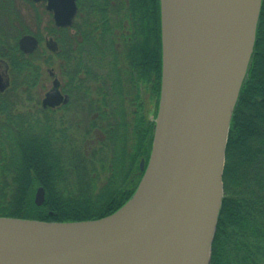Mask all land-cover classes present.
<instances>
[{
    "label": "trees",
    "instance_id": "obj_1",
    "mask_svg": "<svg viewBox=\"0 0 264 264\" xmlns=\"http://www.w3.org/2000/svg\"><path fill=\"white\" fill-rule=\"evenodd\" d=\"M47 30L57 42L50 55L39 48L24 54L18 35L0 30V57L11 75L0 92V216L99 218L130 199L144 173L139 162L146 165L151 153L161 84L159 0H77L72 24L51 20ZM42 63L55 68L68 95L59 109L32 104ZM222 182L209 264H264V0L230 118Z\"/></svg>",
    "mask_w": 264,
    "mask_h": 264
},
{
    "label": "water",
    "instance_id": "obj_2",
    "mask_svg": "<svg viewBox=\"0 0 264 264\" xmlns=\"http://www.w3.org/2000/svg\"><path fill=\"white\" fill-rule=\"evenodd\" d=\"M38 1V0H35ZM70 26L77 0H45ZM261 0H159L161 84L152 149L130 199L105 216H0V264H209L229 124L253 51ZM52 50L57 42L50 39ZM19 48L38 40L24 34ZM0 58V90L8 84ZM55 77L44 106L66 101ZM45 199L43 186L34 201Z\"/></svg>",
    "mask_w": 264,
    "mask_h": 264
},
{
    "label": "flooded vegetation",
    "instance_id": "obj_3",
    "mask_svg": "<svg viewBox=\"0 0 264 264\" xmlns=\"http://www.w3.org/2000/svg\"><path fill=\"white\" fill-rule=\"evenodd\" d=\"M38 3H42L44 5L45 9L48 11V13L51 17V20L53 21V24L55 25L54 20H53V16H52V11H50L46 8V1L45 0H38V1H35V0H0V30L7 29V31H9V34L11 35V37L18 35L17 39H16L17 45H18L19 38L24 34H31V35L35 36L38 40L37 48L35 50H33L32 52L25 53L19 48V45H18V48L24 54L33 53L34 51H36L39 48V45H40L39 44L40 43V37H38L36 35L38 30L35 29V26L38 25V23H39L38 22L39 17H38L37 11L34 9L35 5ZM25 6H27V7H25ZM24 8H27L28 12L26 11V13H25L27 16L23 13ZM33 9H34V11H33ZM24 30H28L29 32H24ZM19 32H21V33H19ZM51 37H53V36H52V34L49 33L48 39L47 40L45 39V41H44L45 45L50 50H52L50 48V46L52 45L50 42V39L54 38V37L53 38H51ZM52 51H54V50H52ZM0 58H2V57H0ZM2 59H4V58H2ZM4 60L8 64L7 75H8V79H9V84L2 91L0 90V92L6 91V89H8L11 85V75L9 72V63L6 59H4ZM52 78H53V76H52ZM52 81H53V79H52ZM60 87H61V85L59 83V89L61 91ZM61 93L68 98V95L66 93H63L62 91H61ZM44 95H45V93H44ZM67 98H66V101H67ZM42 99H41L40 103L44 109H59L62 104L66 103V101H65V102H60L59 104L54 105V106H50V105L44 106L42 104Z\"/></svg>",
    "mask_w": 264,
    "mask_h": 264
},
{
    "label": "rangeland",
    "instance_id": "obj_4",
    "mask_svg": "<svg viewBox=\"0 0 264 264\" xmlns=\"http://www.w3.org/2000/svg\"><path fill=\"white\" fill-rule=\"evenodd\" d=\"M25 7H27V6H25ZM34 9L37 11L38 17H39V21H38L39 23L37 22L38 25L35 26V29L38 30L37 33L40 35L39 51L44 52L45 55H50V52L52 50L47 48L44 41H45V39L47 40L48 36H49L47 29L49 28V25L51 23V17H50L48 11L45 9V7L42 3L36 4ZM34 9H33V11H34ZM23 11H24L23 13L25 14L27 11V8H24ZM52 36L54 37V35H52ZM53 37H51V38H53ZM53 39L56 40L55 38H53ZM53 61L57 62V60H55V59H53ZM56 62L54 63L55 66L57 65ZM40 67H41L40 69L42 70V80H41L40 84L37 85L33 89V94H34L35 99L33 100L32 104L35 103L36 100L41 101V99L44 96V93L52 86V79H54V77L61 79L57 75L56 70L53 66L48 65L46 63H42V64H40ZM52 76H53V78H52ZM37 98H39V100ZM29 105H31V104H29Z\"/></svg>",
    "mask_w": 264,
    "mask_h": 264
}]
</instances>
